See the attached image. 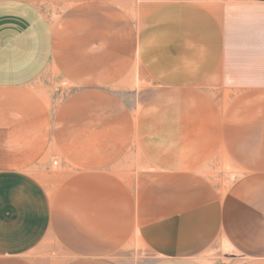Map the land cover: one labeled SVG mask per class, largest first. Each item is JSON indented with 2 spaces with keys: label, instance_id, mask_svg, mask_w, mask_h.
Listing matches in <instances>:
<instances>
[{
  "label": "crops",
  "instance_id": "0c3cea01",
  "mask_svg": "<svg viewBox=\"0 0 264 264\" xmlns=\"http://www.w3.org/2000/svg\"><path fill=\"white\" fill-rule=\"evenodd\" d=\"M140 1L70 0L52 24L0 0V264H129L136 244L210 264L218 236L264 264V0ZM137 74L204 112L134 105ZM217 156L239 175L213 203Z\"/></svg>",
  "mask_w": 264,
  "mask_h": 264
},
{
  "label": "rangeland",
  "instance_id": "374dc122",
  "mask_svg": "<svg viewBox=\"0 0 264 264\" xmlns=\"http://www.w3.org/2000/svg\"><path fill=\"white\" fill-rule=\"evenodd\" d=\"M30 2L31 4L35 5L41 13L49 19V21L54 24L59 16L62 14V12L70 5V0H26ZM149 5H155V2L153 0H147ZM208 7L215 6L218 3H221L222 0H206L203 1ZM119 4L121 7L124 8V6L128 4L132 6V13L134 14V7L136 5L145 4L143 1H134L131 0H119ZM149 8V7H148ZM135 72V71H133ZM51 73V71L47 72ZM137 73V72H135ZM132 78V75H131ZM135 86L139 89L137 100L134 101V105L140 106L142 104H154L156 106L163 105V106H171V105H178L180 107L178 116L180 121L183 123L186 121L185 117L186 115L183 113V107L190 106L197 112H204V98H186L183 95L187 93L190 89L187 90H174V91H168L170 89V86L173 84L170 81H163V82H157L151 79V77H148V79H145L144 76L140 75H133ZM139 78L141 80H139ZM137 79L139 81H137ZM53 87L56 89H53L51 86H49L52 91L53 99L61 98L65 96L66 94L70 93L72 89L68 86H65L62 82L59 81V79H56L55 82H51ZM126 83L125 80L117 83V86H123ZM46 84V83H45ZM47 83L46 85H48ZM217 85V84H216ZM215 87L211 88L208 86L207 89H202V91H206V93L211 94L210 98H207L212 105L216 104L219 101V98L215 97L214 94L217 93V88ZM173 93H180L182 96L175 97L172 94ZM203 93V92H201ZM213 95V96H212ZM186 128V127H185ZM181 132L184 133H193L196 136V142L203 143L205 141V138H199L197 136L203 135L204 130L201 127H195L194 129H184L181 130ZM199 148H203V146L196 147L197 150ZM219 168L217 171H215V174H213L212 183H213V203H215V200H218L216 197V193L218 192L216 189H219L220 198L223 196L225 191L230 187L231 184H234L239 173L229 163V160L225 158V156H217L215 157L208 165V167H211V169H215L216 167ZM58 169V165L52 164V189L56 186V183L58 181V178L54 171ZM41 182H43V178H37ZM137 247H133L132 250L122 252L121 260H123L125 263L129 264H150L153 261H157L160 259H163L165 255H158L151 251V246L148 245V247H144L143 244L137 245ZM53 248H55L53 246ZM211 255L210 257L206 258V260H209L210 264H239L241 261L245 260L246 257L242 255L243 253L237 251L229 242H226L224 239H222L220 236L216 237L210 245ZM168 251L164 250L163 253L166 254Z\"/></svg>",
  "mask_w": 264,
  "mask_h": 264
}]
</instances>
